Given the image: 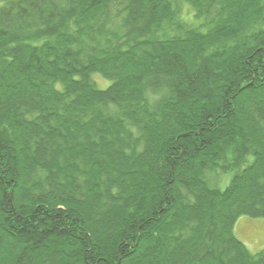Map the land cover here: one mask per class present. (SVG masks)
Instances as JSON below:
<instances>
[{
	"label": "trees",
	"instance_id": "16d2710c",
	"mask_svg": "<svg viewBox=\"0 0 264 264\" xmlns=\"http://www.w3.org/2000/svg\"><path fill=\"white\" fill-rule=\"evenodd\" d=\"M240 215L264 0H0V264H264Z\"/></svg>",
	"mask_w": 264,
	"mask_h": 264
},
{
	"label": "rangeland",
	"instance_id": "374dc122",
	"mask_svg": "<svg viewBox=\"0 0 264 264\" xmlns=\"http://www.w3.org/2000/svg\"><path fill=\"white\" fill-rule=\"evenodd\" d=\"M92 79L96 82L99 88H105L109 83V80H107L97 72L92 74ZM209 177L212 178L210 176V173ZM209 177H207V179H209ZM226 177V182L220 183L219 187H224L230 175L226 174ZM209 180L207 181L210 185H215L212 181ZM233 230L235 235L244 242V244L251 252L255 253L264 248V217L240 215L234 223Z\"/></svg>",
	"mask_w": 264,
	"mask_h": 264
}]
</instances>
